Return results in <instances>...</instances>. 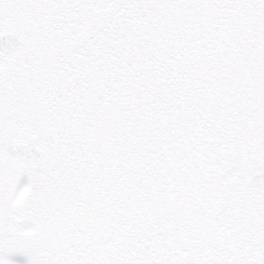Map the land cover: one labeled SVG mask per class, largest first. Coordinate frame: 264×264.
<instances>
[{
  "label": "snow or ice",
  "instance_id": "obj_1",
  "mask_svg": "<svg viewBox=\"0 0 264 264\" xmlns=\"http://www.w3.org/2000/svg\"><path fill=\"white\" fill-rule=\"evenodd\" d=\"M0 264H264V0H0Z\"/></svg>",
  "mask_w": 264,
  "mask_h": 264
}]
</instances>
